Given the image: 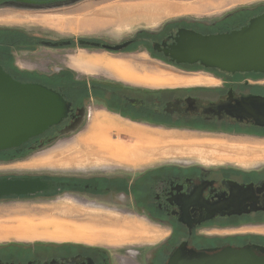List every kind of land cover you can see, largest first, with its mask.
Here are the masks:
<instances>
[{
    "label": "flooded vegetation",
    "instance_id": "obj_1",
    "mask_svg": "<svg viewBox=\"0 0 264 264\" xmlns=\"http://www.w3.org/2000/svg\"><path fill=\"white\" fill-rule=\"evenodd\" d=\"M58 1L62 0H0V8L13 10V13L35 12ZM234 16L235 14H226L218 22L196 19L189 22L180 19L162 24L154 30H137L131 36L117 41L86 38L109 45L124 44L118 49L91 44L80 45L77 42L79 38L69 39L70 43L66 45L51 46L73 49L76 46L88 52L105 51L115 57L127 50L139 49L164 58L176 68L195 72H187L192 74L189 77H202L211 81L129 84L116 80H97L89 83L77 80L72 92L57 90V86L53 84L29 81L39 82L60 92L70 102V109L59 124L30 138L25 145L12 149L18 152L44 145L57 136L65 125L78 119L82 121L87 106L91 107L92 103L102 107L105 112H110L109 115L115 116L120 122H142L140 124L152 131L139 130L143 136L162 138L169 134H227L235 137L251 135L264 138V127L255 126L250 122H238L225 114L217 115V108L214 106L228 97L235 101L247 94L264 96V73H227L196 64L187 67L171 61L161 50L154 48L155 43L160 46L162 42L171 43L180 27L201 33L226 31L221 27ZM207 27L210 29H206ZM10 36L31 38L32 35L18 27L0 25V65L5 71L9 69L11 73L16 74V70L22 69H19L11 52L13 39L11 42ZM32 39L35 40L30 45H43L40 43L42 38ZM62 69L52 74H58ZM202 70L207 73L198 75ZM74 78L76 79L75 76ZM86 90H91L93 94L88 103ZM134 142L149 143L139 139L132 143ZM8 158L5 159L0 154V162L17 164L25 159L14 161L17 158ZM154 161L98 162L79 165L83 169L69 171L19 170L0 173V178L38 177L49 183L42 191L9 194L1 196L0 200H17L24 205L43 207L63 197H69L80 202L79 204L99 208L106 212L102 214L108 219H120L117 214L111 212L131 216L139 223L136 230L138 233L146 234L149 230L161 235L153 242L138 244L136 247L139 250L130 253L128 259L126 256H113L103 246L82 242L29 244L9 240L0 242V264H166L171 251L180 245L195 250L250 247L256 253L264 254L258 250V247L264 248V161ZM113 163L120 164L116 169L84 168L105 167ZM128 222L133 224L135 220Z\"/></svg>",
    "mask_w": 264,
    "mask_h": 264
},
{
    "label": "rangeland",
    "instance_id": "obj_2",
    "mask_svg": "<svg viewBox=\"0 0 264 264\" xmlns=\"http://www.w3.org/2000/svg\"><path fill=\"white\" fill-rule=\"evenodd\" d=\"M261 9L264 10V0H74L73 2L62 0L44 6L35 12L13 13V10L0 8V16L11 14L0 17V25L18 27L32 35L31 38L10 36L11 42L13 39L11 52L19 69L22 70L50 75L63 68L62 70L72 71L76 80L88 83L97 80L133 82L131 84L193 83L211 81V79L189 77L192 74L187 72L193 71L176 68L172 64H168L164 58H158L139 49L127 50L115 57L105 51L88 52L76 46L73 49L65 46L30 45V43L35 40L32 38L73 40L83 37L117 41L131 36L137 30H154L162 24L180 19L189 22L193 19L218 22L226 14H235V16L244 14L250 17ZM19 13L21 14L17 15ZM203 72L207 73L202 70L198 72L200 74H197L202 75ZM20 79L26 80L24 77ZM85 93L89 97L88 103L93 94L91 90H86ZM90 105L91 107L87 106L85 116L75 130L64 134L59 133L44 145L33 150H26L25 154L20 155L21 158L5 155V159L8 157L17 158L14 161L25 159L17 164L0 162V173L19 170L29 172L80 170L83 167L68 165L62 158L71 153L65 152L68 149L74 148L77 152L81 151V148L84 149L82 146L85 139L95 142L97 139L103 138L120 143H132L135 135H142L139 130L152 132L150 128L140 124L142 122L133 120L131 121L135 124L120 122L115 116L109 115L110 112H105L102 107L93 103ZM50 132L51 130L48 131V133ZM242 136L169 134L167 137L172 141H177L176 144L171 142V147L165 148L163 155L155 161H264V138H255L251 135ZM148 137V140H152L153 143L158 142L156 136ZM120 145L116 142L98 144V149L106 153L103 160H122L120 155H124L123 159H126L130 153H124L123 149L119 147ZM131 148L130 151L133 155L137 152H148L152 155L158 145L155 146L149 141L148 144ZM50 153L54 155V159L52 158L50 161L35 163L31 161ZM88 157L97 163L101 161L94 159V155L90 152ZM118 164L120 163H113L105 167L85 166L84 168L100 170L113 167L111 169H116ZM17 166H23L24 169ZM79 203L69 197H63L59 201L51 202L50 205L43 207L24 205L17 200H0V222L15 217L24 218L28 223V226H24L29 227L31 231L19 234L18 237L1 238L0 235V242L9 240L29 244L33 242H82L103 246L113 256L119 258L126 256L125 258L128 259L131 256L130 253L135 252L138 244L147 241L153 242L161 236L149 230L146 235L136 232L139 223L131 216L111 212L120 217L118 220H112L102 214L104 211L99 208ZM128 220H135V222L130 224ZM60 227H67L71 230H65V233L60 232ZM107 228L114 230H107ZM50 230L53 233H50ZM82 230L84 235H80Z\"/></svg>",
    "mask_w": 264,
    "mask_h": 264
},
{
    "label": "water",
    "instance_id": "obj_3",
    "mask_svg": "<svg viewBox=\"0 0 264 264\" xmlns=\"http://www.w3.org/2000/svg\"><path fill=\"white\" fill-rule=\"evenodd\" d=\"M74 0H70L73 2ZM81 44L118 49L124 44L109 45L83 37ZM46 46H61L69 39L47 40ZM154 48L177 64L199 63L221 72L264 73V10L249 17L247 23L230 30L201 33L178 28L173 41L154 44ZM217 115L225 114L238 122L264 127V96L247 94L240 99L228 97L214 105ZM70 109V102L55 89L39 82L20 81L0 65V151L19 147L50 127L59 124ZM81 119L60 129V134L75 130ZM49 183L35 178H0V197L42 191ZM258 250L264 253L263 247ZM166 264H264V254L250 247H225L218 250H195L180 245L171 251Z\"/></svg>",
    "mask_w": 264,
    "mask_h": 264
},
{
    "label": "crops",
    "instance_id": "obj_4",
    "mask_svg": "<svg viewBox=\"0 0 264 264\" xmlns=\"http://www.w3.org/2000/svg\"><path fill=\"white\" fill-rule=\"evenodd\" d=\"M122 133V132H121ZM127 134H129L128 132H125ZM131 133V132H130ZM132 134V133H131ZM135 135V134H134ZM138 137H141L140 139ZM136 139H139V141L141 140V142H144V141H150L152 142V144H154L155 146L158 145V148L157 150H155L153 152L152 155H150L148 152H143V153H135L132 158H127L126 159H123L125 158L124 155H120V158H122V160H111V159H104L103 160V157L106 155V153L100 151L98 149V144H101L102 142H105V143H111V142H116L118 144H121V147L124 146L122 144H126V143H120L118 141H109V140H106V139H97L95 142H91V140H87L85 139L84 142H83V148L85 149H82L81 148V151H78L77 150L75 151L74 148H71V149H68L67 151L65 152H71V153H68L65 157H63L62 159H64L65 163H67L68 165H84V164H90V163H97V161H93L91 160V158L88 157L89 155V152L94 155V159H100L101 161H98V162H129V163H139V162H147V161H154V160H158L164 153L165 151V148H170L171 147V142H174V144H176L177 141H172L170 140L169 137H162V138H158L156 139L158 142L160 143H153L152 140H148L149 137L148 136H143V135H135V138H134V141ZM64 153V152H63ZM109 154V153H108ZM139 156V157H138ZM135 157V158H133ZM138 159H137V158ZM52 158L54 159V155L53 154H49L47 156H43L42 158L40 159H34V160H31L33 163L35 162H39V161H50L52 160ZM27 220H25L24 218H12V219H6L5 221L3 222H0V235H1V238L3 237H9V236H14V237H18L19 234H23V233H28V232H31L29 227H27V231H16V227H20V226H24V225H27L28 226V223L26 222ZM11 222V223H9ZM6 223V224H5ZM13 226V227H12ZM15 226V227H14ZM16 233H15V232ZM141 235H143L142 233H140ZM146 235V234H144Z\"/></svg>",
    "mask_w": 264,
    "mask_h": 264
},
{
    "label": "trees",
    "instance_id": "obj_5",
    "mask_svg": "<svg viewBox=\"0 0 264 264\" xmlns=\"http://www.w3.org/2000/svg\"><path fill=\"white\" fill-rule=\"evenodd\" d=\"M262 10L263 9L257 11V13L261 12ZM248 17H249L248 15H244V14L236 15L235 17L230 19L229 22L227 21L228 23L223 25L224 27L222 26L221 29L224 28V30H229L230 28L239 27L241 24H243V22L244 23L247 22ZM232 25L234 27H231ZM184 65H186L187 67L194 66V64H192V65L184 64ZM196 65L201 66L199 63H196ZM208 69L217 70L215 68H208ZM7 72H9L13 78L19 79L22 81L34 80V81H41V82L48 83V84H53V85L57 86V90H60V91L72 92L74 90V84L77 83V80L74 78L72 71H69V70H62L58 74H55V75H53V74L52 75H45L42 73H36V72H31V71H26V70H23V71L22 70H16V74H14V73H11V71L9 69H7ZM21 77L26 78V80L20 79ZM22 145H25V143H23ZM25 152H27V151L22 150V151L17 152L16 150L9 148V149H5V150H1L0 154H2L3 157H5V155H7V154L8 155H14L15 157L16 156L20 157V155L25 154Z\"/></svg>",
    "mask_w": 264,
    "mask_h": 264
},
{
    "label": "bare ground",
    "instance_id": "obj_6",
    "mask_svg": "<svg viewBox=\"0 0 264 264\" xmlns=\"http://www.w3.org/2000/svg\"><path fill=\"white\" fill-rule=\"evenodd\" d=\"M142 144H148V143H136V142H134V143H126V144H123L124 146H122V151L124 152V153H130V158H132V156H133V154H132V152L130 151V150H132V148L131 147H139V145H142ZM121 146V145H120ZM84 147V146H83ZM129 149V150H128ZM135 153V152H134ZM139 157V156H138ZM133 158H135V157H133ZM137 158V157H136ZM138 159V158H137ZM9 223H11V222H9ZM6 224V223H5ZM12 224V223H11ZM13 227V226H12ZM15 227V226H14ZM21 227H23V228H21ZM60 232H64L65 230H71L70 228H67V227H60ZM16 231H27V228L25 227V226H20V227H16V229H15ZM54 231V230H53ZM84 231H85V229H84ZM84 231L82 230V232H80V235H84L83 233H84ZM15 232V231H14ZM55 232V231H54ZM16 233V232H15ZM50 233H53L52 232V230H50ZM65 233V232H64ZM67 233H69V232H67ZM79 235V236H80ZM106 239V238H105ZM108 239V238H107ZM110 240V239H109Z\"/></svg>",
    "mask_w": 264,
    "mask_h": 264
}]
</instances>
